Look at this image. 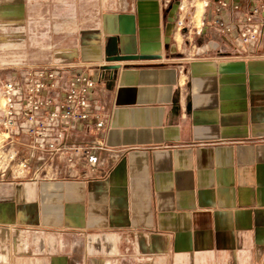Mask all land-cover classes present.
<instances>
[{"label":"crops","instance_id":"1","mask_svg":"<svg viewBox=\"0 0 264 264\" xmlns=\"http://www.w3.org/2000/svg\"><path fill=\"white\" fill-rule=\"evenodd\" d=\"M181 1L92 0L84 24L61 25L60 60L38 69L98 82L106 127L75 137L106 148L91 177L78 157L56 180L0 179V264H264V32L237 36L264 0H227L239 13L217 25L202 9L191 36ZM24 2L4 0L0 20L21 24Z\"/></svg>","mask_w":264,"mask_h":264},{"label":"built area","instance_id":"2","mask_svg":"<svg viewBox=\"0 0 264 264\" xmlns=\"http://www.w3.org/2000/svg\"><path fill=\"white\" fill-rule=\"evenodd\" d=\"M197 1L182 0L177 6L175 28L179 32H202L201 24L196 28L193 25ZM200 1L203 10L211 9L210 23L215 25L221 11L235 16L240 10L227 0ZM263 15L264 6H254L245 13L237 33L244 45L253 43L264 32V25L257 21ZM60 79L55 69L34 67L16 77L0 78V179L56 180L63 166L76 163L78 157L85 162V175L96 173L101 163L97 153L106 146L98 139L83 142L75 136L90 129L98 134L106 127V119L95 109L97 103L93 100L98 82L76 72L72 85L63 88ZM21 135L26 136L27 143ZM20 145L28 149V156Z\"/></svg>","mask_w":264,"mask_h":264},{"label":"rangeland","instance_id":"3","mask_svg":"<svg viewBox=\"0 0 264 264\" xmlns=\"http://www.w3.org/2000/svg\"><path fill=\"white\" fill-rule=\"evenodd\" d=\"M3 1L0 0V11ZM91 1L84 0L82 3L83 12L78 18L81 25L86 22L81 17L86 16L87 18L88 10L92 9ZM100 1L104 7V0ZM24 4L26 12H24V21L21 24L20 22L11 24L9 21L0 20V78H12L28 68L38 69L53 61H59V54L63 49L61 40L65 37V30L61 25L78 23L74 10L75 5L70 0H25ZM197 5L199 21L202 4ZM184 32H179V36ZM10 33L25 36V39L21 44L17 42L14 46L2 44L4 38L13 40L14 37L9 35ZM186 34L191 36L188 32L182 35L186 36Z\"/></svg>","mask_w":264,"mask_h":264},{"label":"bare ground","instance_id":"4","mask_svg":"<svg viewBox=\"0 0 264 264\" xmlns=\"http://www.w3.org/2000/svg\"><path fill=\"white\" fill-rule=\"evenodd\" d=\"M198 3H201V1H199ZM197 3V4H198ZM202 4V3H201ZM203 5V4H202ZM198 11H199V9H198V5H196V7H195V11H194V14H195V17H194V23H195V25L197 26V25H199L200 24V22H201V19H202V14L200 15V20L198 21V19H197V13H198Z\"/></svg>","mask_w":264,"mask_h":264},{"label":"water","instance_id":"5","mask_svg":"<svg viewBox=\"0 0 264 264\" xmlns=\"http://www.w3.org/2000/svg\"><path fill=\"white\" fill-rule=\"evenodd\" d=\"M111 60L110 61H115V60H129V59H135L134 56L132 55H129V56H123V57H118V56H115L114 58H110Z\"/></svg>","mask_w":264,"mask_h":264}]
</instances>
